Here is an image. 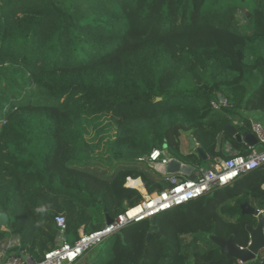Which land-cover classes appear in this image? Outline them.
Listing matches in <instances>:
<instances>
[{"label":"trees","instance_id":"1","mask_svg":"<svg viewBox=\"0 0 264 264\" xmlns=\"http://www.w3.org/2000/svg\"><path fill=\"white\" fill-rule=\"evenodd\" d=\"M258 113L264 0H0V213L11 219L0 240L20 236L22 253L40 261L56 247L58 218L73 244L82 228L98 232L144 200L128 179L150 195L169 186L142 158L160 150L199 166L185 139L220 156L225 126L251 133ZM102 116L113 119L114 134L89 138L90 122ZM263 186L264 169L222 199L216 192L172 210L157 220L162 240L148 236L149 221L130 225L113 244L138 254L111 257L150 258L147 245L158 242L167 246L156 258L209 264V253L221 256L208 240L217 234L213 218L233 223L245 242L250 218L235 217L245 203L264 207Z\"/></svg>","mask_w":264,"mask_h":264},{"label":"built area","instance_id":"2","mask_svg":"<svg viewBox=\"0 0 264 264\" xmlns=\"http://www.w3.org/2000/svg\"><path fill=\"white\" fill-rule=\"evenodd\" d=\"M227 105L225 101H222L213 103V108L219 110ZM236 124L245 127L243 121L236 122ZM250 127L258 140V145L263 147L261 151H257L255 147L250 148L251 153L242 156L232 155L231 148H228L227 153L230 156L226 160H218L208 169L197 168V174L194 177L187 178L182 174L164 175L163 177L169 185L165 190L152 195L147 194L140 204L128 208L118 217L112 219L111 224L107 223L98 232L87 234L80 231L79 239L73 244L69 242L66 235L67 223L65 218H58L59 233L56 238V247L45 252L40 261H34L32 264H83L86 255L92 249L122 232L128 226L149 221L154 217L158 218L176 208L228 188L241 178L264 169V125L250 120ZM141 161L168 165L171 158L167 156L165 151L154 150L150 156L142 158ZM260 211L264 213V209ZM9 235H13L12 238L0 247V264H31L24 258L25 255L21 251V237L14 234Z\"/></svg>","mask_w":264,"mask_h":264},{"label":"water","instance_id":"3","mask_svg":"<svg viewBox=\"0 0 264 264\" xmlns=\"http://www.w3.org/2000/svg\"><path fill=\"white\" fill-rule=\"evenodd\" d=\"M224 133L229 134L240 144H245L250 148L258 146V140L255 135L251 133L240 134L237 127L229 122L225 128ZM223 133L217 138L216 151L220 152L222 148ZM189 151L196 152L203 161H208L206 152L198 146L197 140L194 136L188 138ZM151 168L158 174L173 175L182 174L191 177L194 167L183 164L177 159H171L168 165L151 163ZM241 215L250 218L249 223L246 224L245 230L248 234V242L241 246L235 235H231L227 240L220 238L217 235H209L208 240L219 248L221 256L225 257L227 261H234L237 264H264V213L259 209L252 207L249 203L241 205ZM10 216L7 213H0V230L7 228L10 223ZM158 218L154 217L149 220L151 223V233L159 230ZM112 219H108V224L112 223ZM161 235V234H160ZM124 240V237H122ZM123 243H125L123 241ZM31 264L34 262L27 256H24Z\"/></svg>","mask_w":264,"mask_h":264},{"label":"rangeland","instance_id":"4","mask_svg":"<svg viewBox=\"0 0 264 264\" xmlns=\"http://www.w3.org/2000/svg\"><path fill=\"white\" fill-rule=\"evenodd\" d=\"M89 130H90V133L91 135H89V138H92L93 136L97 135V131L100 132L103 136H106L108 133H112L111 135L114 134L115 132V125H114V121L111 117L109 116H102V117H99L98 119H93L90 124H89ZM186 140V139H185ZM99 141V140H98ZM97 141V142H98ZM97 142H94L95 144ZM186 143V141H185ZM187 144V143H186ZM260 147H258L257 149H259ZM104 150V147L103 145H100V147L98 149L95 148V151H100L102 152ZM162 176V175H161ZM142 183V182H141ZM131 188H134V186L132 185H129ZM241 188V187H240ZM137 189V188H135ZM229 190H225V191H219L218 193H216V197L215 199H222L224 197V195H226V193L228 192ZM187 206V205H185ZM224 215L226 216V212H224ZM170 214V213H169ZM164 216H167V214H163V215H160L159 218H163ZM238 216V215H237ZM213 218V217H212ZM236 219H238V217H235ZM214 221H215V226H216V232L217 234L223 238V239H228L232 234H234L236 236V240L238 243H242L243 245L245 244L246 242V239H245V242L242 239H240V237L237 236V233H234L235 229L234 227H230L231 224H226L224 222H220L219 219H215L213 218ZM228 221H231L232 219L228 217L227 219ZM233 221V220H232ZM231 221V222H232ZM235 222V221H233ZM1 232H3L4 230L1 229L0 230ZM123 233H126V230H123L122 231ZM246 232V231H245ZM247 235V234H246ZM113 237L106 240L104 243H102L101 245L95 247L94 249H92L87 255H86V259L89 260L90 262H94V263H98L99 261H101L102 259L106 258L108 256V253H109V248L111 247V245L113 244ZM201 245L204 246L205 243L203 241H201ZM220 252V251H219ZM215 259H218V260H222L221 263L219 264H223V262H227V259H224L223 257H221L220 255H218L217 257H215L214 255V252H211L209 253V256L207 258V260L211 263H213V261Z\"/></svg>","mask_w":264,"mask_h":264},{"label":"crops","instance_id":"5","mask_svg":"<svg viewBox=\"0 0 264 264\" xmlns=\"http://www.w3.org/2000/svg\"><path fill=\"white\" fill-rule=\"evenodd\" d=\"M253 121H256V122H259V123H261V124H263L264 125V113H262V114H260V113H258L257 115H254V116H252V118H251ZM251 129V128H250ZM251 134H253L252 133V130H251ZM223 135H224V132H223ZM233 138V137H232ZM185 141H186V143H185ZM223 142H222V148H221V155L219 156H214L213 158L209 155V154H207V156H208V161H203L202 160V158H201V160L204 162V164H200L199 166H193L194 167V171H193V173H192V175H191V177H194L196 174H197V168H199V167H201V168H206V169H208V168H211L218 160H226L229 156H230V154H228L227 153V149L228 148H231V152H232V155L234 154H238V155H242L241 153H240V151L239 150H237V149H235V148H233L231 145H230V143L228 142V141H225L224 139L222 140ZM240 144V143H239ZM243 144V143H242ZM245 145V144H244ZM246 146V145H245ZM247 148H249L250 149V147H248V146H246ZM258 147H260L259 149H257ZM183 148H184V152L186 153V152H188L189 151V142H188V140L186 139V140H184V142H183ZM217 148V147H216ZM255 149L257 150V151H261L262 149H263V147L262 146H260V145H258L257 147H255ZM251 150V149H250ZM217 152V151H216ZM220 152H217V153H220ZM166 153V152H165ZM167 154V153H166ZM167 156H168V154H167ZM243 156V155H242ZM245 156V155H244ZM169 157V156H168ZM170 158V157H169ZM171 159H173V158H171ZM206 162H208V163H206ZM262 170V169H261ZM258 171H260V170H258ZM258 171H256V172H254V173H252V174H250V175H248V176H246V177H243V178H241L240 180H238L237 182H235L232 186H229L228 188H224V189H222V190H219V191H224V190H229V191H232V190H236V189H240V187H242V185L243 184H245L246 182H247V180H249L250 179V177H252L254 174H256V173H258ZM185 177H187V178H189V176H186V175H184ZM130 180H132V179H128V183H129V181ZM141 181V180H140ZM142 182V181H141ZM128 183H127V185H126V187H128V188H131V187H129L128 186ZM142 188H143V191L142 190H140V189H136V190H138V191H140L142 194H143V197L144 196H146L147 194H148V192H147V190H146V188H145V186H144V184H143V182H142ZM132 189H135V188H132ZM263 189H264V186H263ZM219 191H216V192H219ZM228 191V192H229ZM215 192V193H216ZM214 194V193H213ZM150 195V194H149ZM257 204V203H256ZM252 206V205H251ZM253 207V206H252ZM255 207L257 208V209H259V210H263L264 209V207L262 208V209H260L257 205H255ZM254 207V208H255ZM238 218H241V217H243L242 215H241V211H240V214H238V216H237ZM107 222H108V220H107ZM107 222H106V224H107ZM126 229V228H125ZM124 229V230H125ZM3 230H4V232H7L9 229H8V227L7 228H3ZM80 231H84L85 232V230L82 228ZM80 231H79V233H80ZM86 233V232H85ZM232 235H234V234H232ZM12 236L13 235H8V237L7 238H4V239H2V240H0V247H1V245L4 243V244H6L8 241H9V239H11L12 238ZM114 236H116V235H114ZM113 236V237H114ZM112 238V237H111ZM7 239V240H6ZM239 242V241H238ZM246 242H248V234L246 235ZM246 242H245V244H246ZM241 246H244L242 243H239ZM223 257V256H222ZM87 258V257H86ZM224 259H226L225 257H223ZM85 260H87V259H85Z\"/></svg>","mask_w":264,"mask_h":264},{"label":"flooded vegetation","instance_id":"6","mask_svg":"<svg viewBox=\"0 0 264 264\" xmlns=\"http://www.w3.org/2000/svg\"><path fill=\"white\" fill-rule=\"evenodd\" d=\"M150 229H151V227H150ZM150 229H149V232H148V236H153L154 235V236L157 237V240H160V239L162 240L163 239V234L160 231V227H159V230L157 232H155V233H151ZM116 235H119V236L123 237V232H119ZM213 235L219 236L218 234H213ZM225 240H227V239H225ZM131 246H133V245L125 244V243L112 244L111 247L109 248V253H108V256L106 258L102 259L98 263H94V262H90L89 260H85V262L83 264H171V261L169 259H160V258H156L155 257L156 255L162 256V254L166 253V252L156 253V252H158V250L160 248L167 246L166 244L162 245L161 243H158V242L150 243V244L147 245L148 247H151V249H152V253H151V257L150 258L117 259V258H112L111 257V256L114 255L115 251L116 252L124 251L125 254H128V255L138 254L137 252H133V251L127 250V248L131 247ZM123 248H126V249H123ZM221 261L222 260L215 259L213 261V263L209 262V264H219V263H221ZM223 264H237V263L234 262V261H227V262H223Z\"/></svg>","mask_w":264,"mask_h":264},{"label":"bare ground","instance_id":"7","mask_svg":"<svg viewBox=\"0 0 264 264\" xmlns=\"http://www.w3.org/2000/svg\"><path fill=\"white\" fill-rule=\"evenodd\" d=\"M128 184L134 186V188H138L143 191L142 183L140 180H130Z\"/></svg>","mask_w":264,"mask_h":264}]
</instances>
